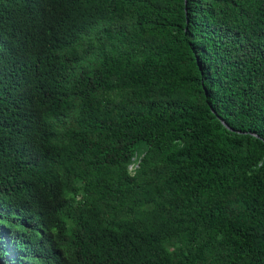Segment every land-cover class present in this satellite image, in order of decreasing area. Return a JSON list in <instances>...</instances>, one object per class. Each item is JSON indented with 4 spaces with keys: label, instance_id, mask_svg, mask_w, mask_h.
<instances>
[{
    "label": "trees",
    "instance_id": "trees-1",
    "mask_svg": "<svg viewBox=\"0 0 264 264\" xmlns=\"http://www.w3.org/2000/svg\"><path fill=\"white\" fill-rule=\"evenodd\" d=\"M0 264H264V0H0Z\"/></svg>",
    "mask_w": 264,
    "mask_h": 264
},
{
    "label": "water",
    "instance_id": "water-1",
    "mask_svg": "<svg viewBox=\"0 0 264 264\" xmlns=\"http://www.w3.org/2000/svg\"><path fill=\"white\" fill-rule=\"evenodd\" d=\"M220 119V121L227 127V128H230L227 123L221 118V117H218Z\"/></svg>",
    "mask_w": 264,
    "mask_h": 264
}]
</instances>
